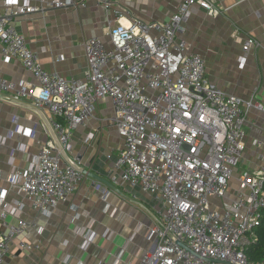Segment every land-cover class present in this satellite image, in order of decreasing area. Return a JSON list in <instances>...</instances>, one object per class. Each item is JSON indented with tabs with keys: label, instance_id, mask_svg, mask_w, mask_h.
<instances>
[{
	"label": "built area",
	"instance_id": "obj_1",
	"mask_svg": "<svg viewBox=\"0 0 264 264\" xmlns=\"http://www.w3.org/2000/svg\"><path fill=\"white\" fill-rule=\"evenodd\" d=\"M196 6L213 18L223 12L211 0H183L166 22L132 19L124 24L126 13L105 0L104 10L113 14L109 23H115L110 47L98 38L85 41L87 68L76 80L43 69L39 54L28 47L15 21L46 9L85 4L0 0L2 58L18 60L36 81V85H14L0 79V94L17 102L32 100L58 142V148L46 142L23 172L13 170L10 189L27 199L32 209L50 216L85 178L79 158L66 157L72 152L73 133L93 118L100 100L108 99L113 106L111 123L124 145L114 170L121 182L162 206L148 234L152 247L141 253L140 264H264L246 256L256 242L254 229L264 209V156L245 158L247 113L256 110L264 116V106L228 94L207 79L204 61L179 37ZM257 47L259 42L248 38L242 50L249 53ZM17 132L21 134V128ZM252 145L264 151V139L253 140ZM109 183L116 185L117 176ZM92 185L105 191L100 183ZM6 197L7 191H0L4 227L0 264H5L14 240L22 250L33 249L19 239L29 227L21 218L24 204L6 202ZM77 232L84 238L85 250L93 236ZM121 258L122 253L117 262Z\"/></svg>",
	"mask_w": 264,
	"mask_h": 264
},
{
	"label": "crops",
	"instance_id": "obj_2",
	"mask_svg": "<svg viewBox=\"0 0 264 264\" xmlns=\"http://www.w3.org/2000/svg\"><path fill=\"white\" fill-rule=\"evenodd\" d=\"M104 1L80 0L85 7L46 9L26 15L15 21V28L28 47L39 54L43 69L65 79L80 80L87 68L85 41L98 38L110 47L109 34L115 23H109L113 14L104 10ZM109 1L114 10L126 13L121 19L126 24L132 19L166 22L183 0ZM211 1L223 12L213 18L197 6L191 8L189 22L179 37L190 53L202 58L205 76L211 83L243 101L253 99L264 106V0ZM248 38L258 41L260 47L245 53L242 47ZM240 58H245L244 64ZM0 79L14 85H36L18 60L4 61L1 46ZM112 115L111 102L100 100L93 118L73 133L72 152L66 157H78L83 171L108 182L117 176L115 189L100 183L105 191H99L92 185L97 180L85 175L75 193L47 217L10 189L9 179L13 170L27 169L46 142L58 148L55 133L32 100L17 102L10 95L0 94V191H7L6 202L24 204L21 218L29 227L19 239L33 246L31 251L22 250L14 240L5 264H140L141 253L152 247L148 234L157 224L162 206L152 196L120 181L113 164L124 145L111 123ZM245 129V158L264 156L263 150L252 145L253 140L264 139V116L249 111ZM7 221L16 223L12 218ZM77 230L93 236L94 241L85 250L81 249L84 238ZM3 231L0 223V233Z\"/></svg>",
	"mask_w": 264,
	"mask_h": 264
},
{
	"label": "trees",
	"instance_id": "obj_3",
	"mask_svg": "<svg viewBox=\"0 0 264 264\" xmlns=\"http://www.w3.org/2000/svg\"><path fill=\"white\" fill-rule=\"evenodd\" d=\"M256 242L247 248L246 256L252 262H261L264 260V209L258 226L254 229Z\"/></svg>",
	"mask_w": 264,
	"mask_h": 264
},
{
	"label": "water",
	"instance_id": "obj_4",
	"mask_svg": "<svg viewBox=\"0 0 264 264\" xmlns=\"http://www.w3.org/2000/svg\"><path fill=\"white\" fill-rule=\"evenodd\" d=\"M83 173H84V175H87L90 178H93V179L97 180L98 183H101V184L105 185L107 188H109L111 190H114L115 189V187L111 183H109L108 181H106V180H104V179H102V178H100V177H98L96 175H93L91 173H88L85 170L83 171Z\"/></svg>",
	"mask_w": 264,
	"mask_h": 264
},
{
	"label": "rangeland",
	"instance_id": "obj_5",
	"mask_svg": "<svg viewBox=\"0 0 264 264\" xmlns=\"http://www.w3.org/2000/svg\"><path fill=\"white\" fill-rule=\"evenodd\" d=\"M230 184L234 185L235 186V182L234 181H231Z\"/></svg>",
	"mask_w": 264,
	"mask_h": 264
}]
</instances>
